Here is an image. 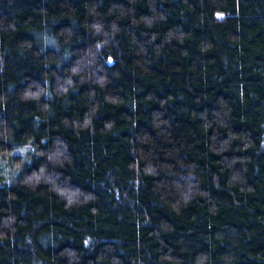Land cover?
<instances>
[{
    "label": "trees",
    "instance_id": "1",
    "mask_svg": "<svg viewBox=\"0 0 264 264\" xmlns=\"http://www.w3.org/2000/svg\"><path fill=\"white\" fill-rule=\"evenodd\" d=\"M0 264H264V0H0Z\"/></svg>",
    "mask_w": 264,
    "mask_h": 264
},
{
    "label": "rangeland",
    "instance_id": "2",
    "mask_svg": "<svg viewBox=\"0 0 264 264\" xmlns=\"http://www.w3.org/2000/svg\"><path fill=\"white\" fill-rule=\"evenodd\" d=\"M0 172H2L3 175H8L10 173L9 164L2 159H0Z\"/></svg>",
    "mask_w": 264,
    "mask_h": 264
}]
</instances>
